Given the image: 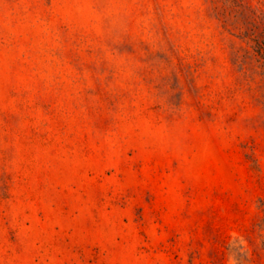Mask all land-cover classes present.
I'll return each instance as SVG.
<instances>
[{
  "label": "rangeland",
  "instance_id": "374dc122",
  "mask_svg": "<svg viewBox=\"0 0 264 264\" xmlns=\"http://www.w3.org/2000/svg\"><path fill=\"white\" fill-rule=\"evenodd\" d=\"M264 0H0V264H264Z\"/></svg>",
  "mask_w": 264,
  "mask_h": 264
},
{
  "label": "trees",
  "instance_id": "16d2710c",
  "mask_svg": "<svg viewBox=\"0 0 264 264\" xmlns=\"http://www.w3.org/2000/svg\"><path fill=\"white\" fill-rule=\"evenodd\" d=\"M257 42V52L264 58V40H256Z\"/></svg>",
  "mask_w": 264,
  "mask_h": 264
}]
</instances>
